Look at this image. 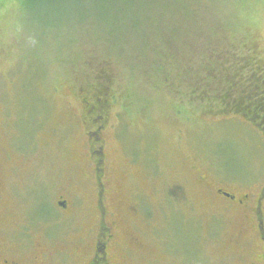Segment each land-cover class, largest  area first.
<instances>
[{
	"label": "rangeland",
	"instance_id": "obj_1",
	"mask_svg": "<svg viewBox=\"0 0 264 264\" xmlns=\"http://www.w3.org/2000/svg\"><path fill=\"white\" fill-rule=\"evenodd\" d=\"M80 1L0 0L6 231L28 226L37 241L47 226L56 231L53 247L86 233L96 219L88 209L92 154L103 146L110 204L145 257L228 264L233 236L247 223L216 191L262 187L264 134L249 122L246 102L222 105L234 76L224 63L235 59L224 47L246 40L256 56L236 52L263 66L264 0ZM229 24L238 39L226 33ZM236 86L231 94L247 92ZM61 199L73 202L72 213L59 209Z\"/></svg>",
	"mask_w": 264,
	"mask_h": 264
},
{
	"label": "flooded vegetation",
	"instance_id": "obj_2",
	"mask_svg": "<svg viewBox=\"0 0 264 264\" xmlns=\"http://www.w3.org/2000/svg\"><path fill=\"white\" fill-rule=\"evenodd\" d=\"M263 91L257 93L261 98H264ZM249 118V122L264 134V105L255 108ZM102 128L98 127V140ZM102 156L103 146L92 154L96 176L88 183V209L96 219L86 233L76 232L69 236L71 242L55 247L49 242L56 231H49L47 226L38 228L39 237H34L37 241L27 231L28 226L9 234L5 225L8 217L0 207V264H159L156 258L145 257L140 239L124 225L114 204H110L112 200L107 196L102 173ZM216 193L222 202L241 210L242 220L247 223L246 230L241 229L233 236L235 249L229 253L228 264H264V184L254 193L237 195L222 187L217 188ZM72 203L61 199L57 206L63 213H69L74 206Z\"/></svg>",
	"mask_w": 264,
	"mask_h": 264
},
{
	"label": "trees",
	"instance_id": "obj_3",
	"mask_svg": "<svg viewBox=\"0 0 264 264\" xmlns=\"http://www.w3.org/2000/svg\"><path fill=\"white\" fill-rule=\"evenodd\" d=\"M65 1V0H62ZM37 2H40L41 4H56L58 3L57 0H29V4L30 6L35 4ZM89 3V4H93L95 5H99L101 7L104 6H110L112 4L114 5H123L126 4V0H82L80 1V3ZM50 6V5H49ZM192 14H196L195 10L191 11ZM189 10V14L191 13ZM196 19V18H194ZM231 29L236 30V32H232ZM245 29V28H244ZM200 32H198L197 34H201V32L203 31L202 29L199 30ZM226 33L231 37V39L233 37H236L237 39L239 38L238 36V31H239V27H234L231 24H229L227 26V29H225ZM204 33V31L202 32ZM246 39L248 38L249 34L247 32V30L244 32L243 35ZM181 41V40H180ZM179 42V41H178ZM182 47V46H181ZM180 47V48H181ZM212 47V46H211ZM224 54L225 56H233L235 57V59L233 60V62H227L229 60H225V65L227 66L229 71H232L234 73L233 80L230 77L228 80V82H232L228 84V89H224V92L222 93L221 97H223V101L226 100V98L229 95H232V99L230 101H226L225 103H222V105L225 107V109L227 107H231V106H240V102H238V99H240L242 101V103L244 104L245 102L247 103L248 107H253V110L259 109L264 105V98H261L257 93L258 90L263 89L262 85L260 83H264V64L263 66L261 65V63L258 62V60H254V56H256L254 53H256V49L255 47H248V43L246 42V40L244 42L240 41L238 43H227L226 46L224 47ZM248 50L250 53L253 52L252 58L251 59L249 57L246 56H242L240 53H237L236 51H243V50ZM232 54V55H231ZM254 60V61H253ZM252 64L255 65V68L251 67ZM249 73L250 75H252L250 78H246L244 79V75ZM233 85H237L236 87H239L240 85V91H247L241 95H234L233 93L231 94L229 87H231ZM201 85V83H200ZM231 85V86H230ZM207 86H203L201 85L202 90H204V92H206L205 88ZM200 87H198L197 89H199ZM201 90V89H199ZM229 90V91H228ZM202 98H204V96H201ZM219 99V98H217ZM216 99V100H217ZM244 106V105H243ZM241 107V106H240ZM237 110H240L239 108ZM240 112V111H238Z\"/></svg>",
	"mask_w": 264,
	"mask_h": 264
}]
</instances>
